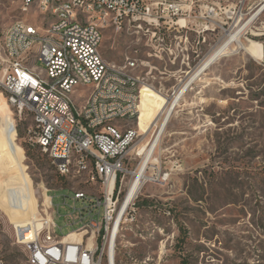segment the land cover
Returning a JSON list of instances; mask_svg holds the SVG:
<instances>
[{"label": "rangeland", "instance_id": "1", "mask_svg": "<svg viewBox=\"0 0 264 264\" xmlns=\"http://www.w3.org/2000/svg\"><path fill=\"white\" fill-rule=\"evenodd\" d=\"M197 1L219 3L223 11L219 21L228 32L248 19L263 0ZM21 3L0 0V39L13 21L29 18ZM102 32L101 51L109 61L123 64L128 56H137L145 62L142 75L157 90L146 94L155 109L149 116L171 103L174 92L194 76L188 72L226 34L218 29L216 37L202 39L200 56L190 52L183 63L181 56L175 60L148 55L158 41L152 46L148 36L128 27L107 26ZM250 39L262 43L264 50V11L243 36L245 42ZM37 65L45 67L41 61ZM0 105L12 114L13 147L19 158L5 161L0 154V264H28L8 217L11 212L19 234L28 238L35 218L17 220L23 207V180L27 184L29 180L40 209L47 189H55L48 194L55 204H63L65 195L72 193L57 188L86 187L61 177L48 155L29 139L31 115L24 113L20 119L5 96H0ZM139 126L141 132H148L143 136L147 142L158 128L152 121ZM155 157L137 215L125 218L118 234L117 264H264V58L256 59L234 44L228 54L193 78L171 114ZM159 172L169 173L167 181L159 182ZM67 200L72 202L70 197ZM67 210L63 206L55 218L63 227L60 234L72 230L64 222ZM36 257H44V250H36ZM51 264H65V257L51 256Z\"/></svg>", "mask_w": 264, "mask_h": 264}, {"label": "built area", "instance_id": "2", "mask_svg": "<svg viewBox=\"0 0 264 264\" xmlns=\"http://www.w3.org/2000/svg\"><path fill=\"white\" fill-rule=\"evenodd\" d=\"M45 3L48 0H35L29 18L17 19L5 29L0 39V91L20 119L24 113L32 116L29 139L56 159V172L73 176L74 183L86 188H57L72 193L65 195L63 204H55L48 194L55 189H47L50 204L42 203L38 217L30 222L28 238L15 226L16 240L28 264H51V256L65 257V264H112V259L117 264L111 224L137 215L143 187L150 180L148 168L154 166L147 164L140 188L127 201L138 178V148L145 138L139 118L127 119V111H141V89L155 87L142 75L145 62L136 56H128L123 64L99 61L98 27H127L125 15H132V22L147 21L144 36L152 46L158 41L153 48L158 57L181 56L185 63L191 53L200 56L197 46L202 39L216 37L218 29L227 32L219 21L223 11L217 2L197 0H55L52 10H45ZM92 3H100V10H92ZM60 5L69 6L71 19L62 13L53 30L30 27L35 13H58ZM76 20H85V27H76ZM6 39L15 40L14 56H1ZM168 39H175V49H168ZM69 67L83 73L84 83L70 78ZM45 73L60 74V81L47 84ZM115 74H123L124 82H115ZM89 168H96V175H89ZM158 174L159 182L169 178V173ZM94 183H101V192H94ZM63 206L68 207L65 225L72 230L60 234L63 227L55 218ZM87 226H94V233H87ZM36 250H44V257H36Z\"/></svg>", "mask_w": 264, "mask_h": 264}, {"label": "bare ground", "instance_id": "3", "mask_svg": "<svg viewBox=\"0 0 264 264\" xmlns=\"http://www.w3.org/2000/svg\"><path fill=\"white\" fill-rule=\"evenodd\" d=\"M22 3H27V7H22V9L28 13H29V7H35V0H22ZM263 4H264V0L262 1V4H259V6H257L255 11L251 14V16L248 19L243 21V23L240 22L241 24L240 25L238 24L237 28L226 32L225 38L219 44H217L215 48H213L210 51L211 53L209 52L210 54L208 53L209 55L205 58V60L203 59L195 69L188 72V73L193 72L194 76L188 82H185L182 87H180V89L175 93V96L172 97V99L171 98L169 99L171 100V103L168 102V104H170L168 108H167L168 106L167 104L165 107L157 111L154 115L149 116L151 113L155 111V109L153 108V106L147 103L146 94L147 91H157V90L149 87L148 85L143 86V88L141 89V107H140L141 111H136V110L127 111V119L139 118V125H143V126L147 124V122L152 121L154 122V126L158 125V128L154 136L148 142L143 141L138 148L139 154L142 155V161L139 166L138 178L130 189L127 201H129L136 193V191L140 188L142 177L146 173L147 164H149L150 161H156L157 157H155V151L157 149L161 136L169 122V119L171 117V114L175 106L180 102L186 88L189 87V85L192 83L193 78H195L196 76L197 77L200 76L201 73H203V71L206 70L211 64H213L218 57L228 54L233 49L234 44H237L240 48L247 51L250 55H252L256 59L262 60L264 58V50L262 43L253 39H250L247 42L243 40V36L250 28V25L264 11ZM52 6H55V0H48V3H45V10H52ZM92 10H100V3H92ZM62 13L64 19H71V11H69V6L67 5L58 6V13H35V17L38 18L41 17L42 19L30 20V27H41V28H46V30H53L54 21H62ZM125 22H127V27L129 29H132V32L136 34L144 35L143 29H147V21L132 22V15H125ZM76 27H85V20H76ZM103 28L105 27H98V35H100V47H98V58L99 61H102L104 63H114L109 61L107 58H105L101 51ZM6 46L7 47H1V56H14L15 40L6 39ZM168 49H175V39H168ZM197 53L201 54L200 46H197ZM148 55L158 57V50L153 49L152 52L148 53ZM136 58L139 57L136 56ZM69 75L70 78H75V81L77 83H84V75L83 73H77V67H69ZM45 81L47 84L57 83V81H60V74L45 73ZM115 82H124V75L115 74ZM0 96H4L1 91H0ZM162 113L163 116L161 120H159V116ZM13 127L14 126H13L12 114L7 112L0 105V154L4 153L5 161L10 159L11 157H14V160L19 159L13 147V139H14ZM142 135L146 136L148 135V132L143 130ZM31 141L33 142V139H31ZM144 143L146 144L144 145ZM140 148H142V151L140 150ZM50 160L54 165L55 170H58V163L56 162V159L50 158ZM0 162L2 161L0 160ZM89 175H96V168H89ZM63 177L73 180V176L71 175H63ZM147 177L152 179L150 175H147ZM94 192H101V183H94ZM44 199L46 205L50 204V196L48 194L44 193ZM20 200L23 207L19 208L20 212L18 213L19 215L17 217V220L29 221L31 218L36 219L40 212V208H39L40 204L36 194H33V190L30 187L29 180H28V184L24 183L23 180V189L20 195ZM34 206L36 207V210H34ZM11 216L12 213L10 212L8 217L10 219V222L13 223L15 227L16 222L13 221ZM126 218H130V216ZM122 225L123 223L111 224V231L115 233V240H117L118 238V234L122 228ZM87 232L94 233V226H87ZM112 264H116L115 261H113V259H112Z\"/></svg>", "mask_w": 264, "mask_h": 264}, {"label": "water", "instance_id": "4", "mask_svg": "<svg viewBox=\"0 0 264 264\" xmlns=\"http://www.w3.org/2000/svg\"><path fill=\"white\" fill-rule=\"evenodd\" d=\"M260 4H261V3H260ZM263 5H264V4H263ZM263 5H262V6H263ZM262 6H261V7H262Z\"/></svg>", "mask_w": 264, "mask_h": 264}, {"label": "trees", "instance_id": "5", "mask_svg": "<svg viewBox=\"0 0 264 264\" xmlns=\"http://www.w3.org/2000/svg\"><path fill=\"white\" fill-rule=\"evenodd\" d=\"M62 177V176H61Z\"/></svg>", "mask_w": 264, "mask_h": 264}]
</instances>
